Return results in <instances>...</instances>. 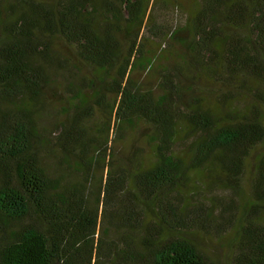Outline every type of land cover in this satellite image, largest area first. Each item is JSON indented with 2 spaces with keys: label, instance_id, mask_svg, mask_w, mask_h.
Instances as JSON below:
<instances>
[{
  "label": "trees",
  "instance_id": "trees-1",
  "mask_svg": "<svg viewBox=\"0 0 264 264\" xmlns=\"http://www.w3.org/2000/svg\"><path fill=\"white\" fill-rule=\"evenodd\" d=\"M191 1L163 57L140 40L157 25L150 0H0V264H212L184 228L210 214L209 195L241 189L250 160L255 215L238 219L234 264H264V0ZM152 64L156 93L129 76ZM57 88L70 113L52 139L40 110ZM92 104L108 112L95 134ZM113 115L119 131L143 126L150 155L113 159ZM55 151L70 162L51 175Z\"/></svg>",
  "mask_w": 264,
  "mask_h": 264
},
{
  "label": "rangeland",
  "instance_id": "rangeland-1",
  "mask_svg": "<svg viewBox=\"0 0 264 264\" xmlns=\"http://www.w3.org/2000/svg\"><path fill=\"white\" fill-rule=\"evenodd\" d=\"M152 5L153 22L156 27H151V22L146 21V28L141 30V42L143 49L146 51V56L161 55L168 56V51L179 50V46L174 44L166 35L167 30L177 26L184 21L185 16L192 8L191 0H150ZM61 51L65 54L71 52V49L65 45H60ZM155 64L135 67L130 73L131 84L138 87L140 90L152 89L154 93L157 92L158 79L155 74ZM81 72L84 75L92 76L90 67H82ZM198 85L203 83L197 82ZM210 84V83H209ZM207 86V85H206ZM214 87V85H211ZM207 89V88H206ZM113 98V94L110 95ZM208 99L212 100L213 95L209 94ZM93 106V113L86 122L88 131L91 134L96 133V129L100 126L102 121L107 120L108 112L102 108ZM68 105L65 101V96L61 88H57L53 96L47 99L40 110V122L50 138H54L58 133L56 126L59 121H62L68 113ZM109 143L111 147L109 153L113 159L122 161L124 156L135 146L138 147L142 157L150 155L149 135L143 126L129 127L125 131L117 129L114 115L110 117ZM146 131V132H144ZM105 136V133L102 134ZM103 142V139H102ZM53 146V145H52ZM264 150V144L261 147ZM47 149V148H44ZM43 164L49 170L51 175H57L59 170L65 169L70 158L63 156L58 151L54 154L44 152ZM251 160L249 161L247 170L245 171L242 187L239 191H230L227 195L218 196L212 194L210 204V214L206 216L203 222H189V226L184 228V235L191 239L199 250L206 255L212 264H234V254L237 246V231L238 219L245 215L244 204L250 198V177H251ZM65 172V170L63 171ZM93 185L92 191L101 189L102 183L106 176V165L103 161H97L92 169ZM196 180L204 182V191L216 192V187L205 182L204 177L195 175ZM99 186V188H97ZM208 196V199H209ZM89 205L94 206L96 203V194L88 196ZM227 203V204H226ZM226 206L225 209H223ZM109 208V207H108ZM256 212L257 216L264 218V201L260 204ZM249 213V212H248ZM254 214L248 219L254 218ZM108 218H100L98 220L97 233H100L102 228L108 225Z\"/></svg>",
  "mask_w": 264,
  "mask_h": 264
}]
</instances>
